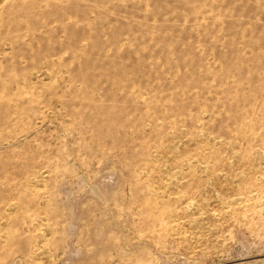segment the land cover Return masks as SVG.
I'll use <instances>...</instances> for the list:
<instances>
[{
  "label": "rangeland",
  "instance_id": "1",
  "mask_svg": "<svg viewBox=\"0 0 264 264\" xmlns=\"http://www.w3.org/2000/svg\"><path fill=\"white\" fill-rule=\"evenodd\" d=\"M0 264H264V0H0Z\"/></svg>",
  "mask_w": 264,
  "mask_h": 264
}]
</instances>
